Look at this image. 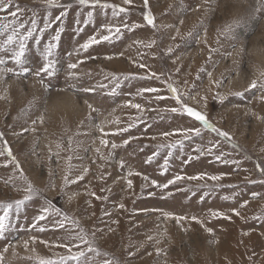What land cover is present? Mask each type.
I'll use <instances>...</instances> for the list:
<instances>
[{
  "label": "rangeland",
  "instance_id": "1",
  "mask_svg": "<svg viewBox=\"0 0 264 264\" xmlns=\"http://www.w3.org/2000/svg\"><path fill=\"white\" fill-rule=\"evenodd\" d=\"M106 2L127 12L113 15L110 8L76 0H60L63 8L13 0L25 30L33 19L37 29L50 27L27 41L23 60L32 73L0 77V201L22 199L29 182L36 191L18 212L13 209L0 236V264L57 259L67 254L57 245L81 230L100 250L98 258L86 252L95 264L104 259L111 264H264V173L256 167L264 166V91L248 87L253 79H264V0H148L147 7L144 0ZM61 11L65 15L56 20ZM149 11L155 28L144 19ZM134 24L139 27L133 29ZM107 25L119 26V36L87 51L80 47L92 36L108 35ZM49 43L55 45L49 58L55 74L37 77L33 73L44 63ZM5 59V66L13 67ZM169 84L183 104L205 113L230 138L183 112ZM197 127L199 135L182 131ZM176 141L181 143L167 147ZM202 174L204 179H188ZM80 175L84 178L77 180ZM176 175L185 179L158 186ZM214 175L222 179L211 180ZM49 202L70 217L63 228V217L51 211L46 220H35ZM213 211L231 219L213 217ZM78 250L86 246L73 248Z\"/></svg>",
  "mask_w": 264,
  "mask_h": 264
},
{
  "label": "snow or ice",
  "instance_id": "2",
  "mask_svg": "<svg viewBox=\"0 0 264 264\" xmlns=\"http://www.w3.org/2000/svg\"><path fill=\"white\" fill-rule=\"evenodd\" d=\"M132 0H124L125 4H131ZM42 3L47 7V8H63L65 5L60 3V0H42ZM76 3L81 5V6H91L93 8L99 6L104 9H112L113 10V15H119L121 12H127V8L121 7L117 4L114 3H108L102 2V0H76ZM144 5L145 7L148 6V0H144ZM71 4L66 5V7H71ZM13 8L15 10H13ZM0 12H5L7 13L6 16L0 17V36H6L5 39L0 41V53H4L7 57L8 60L13 62V67H6L7 60L5 59V55H0V77L5 76L6 74H13L15 76H22L24 74H29L32 73V70L28 68L27 66H24V56L26 52V45L27 41L30 38H33V33L36 31H39L41 34L44 33L45 29L50 27V23H45L43 28L37 29L36 26V20H31V26L28 27L25 30V23L21 22L18 19V16L21 14L22 10L20 9L19 5H14L13 0H0ZM65 15L64 11H61L58 16L55 17L56 20H60L61 17ZM92 13L89 12V16H91ZM144 19L147 21V24L152 26L153 28L156 27L155 23V17L152 15V13L149 11L144 15ZM182 23V21H181ZM123 27L127 28L128 25L124 24ZM139 27V25H132V28ZM108 35H102L99 38L96 36L90 37L85 43H83L80 47L87 51L91 46L99 44L101 41H108L113 38V36H119L121 32V28L119 26H113V25H107L106 26ZM23 30V31H22ZM177 35H179V29H177ZM37 43H39V37L35 38ZM55 40H59V32H57L56 36L54 37ZM175 39V37H173ZM155 44V41L150 42L147 47H152V45ZM15 45V47H13ZM55 47L54 44L49 43L46 48H45V55H44V63L42 64L41 67H39L33 74L37 77L41 76V73H44L48 76H52L55 74V61L49 59L52 56V49ZM168 51L171 52L172 48H168ZM10 54V55H9ZM111 59V57H108ZM16 66H20L19 71H16ZM140 68H147V65L140 63L138 65ZM76 64H70L69 68H76ZM71 75V74H70ZM211 75V74H209ZM151 77L159 78L157 73L152 72ZM262 77H264V73H262ZM112 78L116 79L115 75L112 74ZM143 78V77H142ZM119 85H117L118 87ZM101 87H104V85H101ZM169 89L171 93L174 94V99L176 100L177 103L181 104V108L183 112H185L189 117H193L196 121L200 122L204 128L211 129L214 132H218L220 136L225 137V138H230L229 133L227 131L220 130L216 128L210 121L208 120L207 116L205 113L188 106L187 104H183L182 102V96L181 94L178 93V90L176 87L173 85L169 84ZM249 88L251 89H259L261 91H264V79L261 80H256L253 79L251 83L248 85ZM85 91H94V89H85ZM113 92H115V89H113ZM142 92H158V89L156 88H144L142 89ZM238 95L240 93H237ZM157 99H164L162 96H157ZM206 100L207 98L204 97ZM223 99V97H221ZM261 99H264V96L261 97ZM129 106L138 110H142V106L140 104H132L131 101L128 102ZM91 107V105H89ZM172 112H177L180 111L181 109L178 108H171L170 109ZM41 122H43V118L41 117ZM35 124L36 122L33 121ZM133 125H129L128 127H132ZM27 131V129L25 130ZM103 131V129H101ZM120 131H127V129H121ZM180 131V130H178ZM185 133H192L195 135H199L201 132L200 128H188L182 130ZM165 137L169 136L170 133H163ZM3 138V133L0 132V139ZM187 138V137H185ZM104 144H107V141H103ZM128 141L125 140L124 144H127ZM181 141H176L174 144L167 145V147L174 148L178 144H180ZM5 148L8 151V155L11 156L12 152L11 149L7 145V141H4ZM113 148L117 147L115 143L112 145ZM159 147H163V145H160ZM99 151V150H97ZM3 153L0 152V155ZM158 153H153V156L157 155ZM220 157L218 156L217 159ZM152 159V157H149V161ZM13 160H15V157H13ZM167 164V160H165V165ZM18 166V164H17ZM120 166H124V161H120ZM256 167L259 169L261 173H264V166H261L259 163L256 165ZM88 169H84V172L86 173ZM136 175H140V173H135ZM129 176H132L133 173L129 172ZM84 178L83 175L77 176V180H82ZM147 179V177H144ZM211 180H220L222 179V176H211L209 177ZM182 179H185V177L181 175H176L173 179H170L167 181V183L158 185V182L156 180H152L151 183L153 185H158L161 188H167L171 184H175L177 181H180ZM188 179H204V175L200 176H193V177H188ZM66 182H72L69 181L68 177H65ZM132 180L129 179L127 180V185L129 188L132 187ZM25 192V195H23L22 199H16L12 202L5 203L3 201H0V236H3L4 233L7 231V229L10 226V217L12 215L13 209H15L17 212L20 210L21 206L25 204L26 201H29L33 198L34 195H36V191L33 187V185L29 182L27 183V186L23 189ZM93 196H95V193H92ZM100 199L101 197H97ZM227 199V197H225ZM248 201H244V203L241 205L246 206ZM121 208L124 207L123 204L120 205ZM53 212L57 215L62 216V220L59 221V227L63 228L65 226V223L70 221V217L62 212V210L59 207H55L51 205V202H49V207H45L42 211V214L38 215L35 217V220L37 221H44L47 219L49 213ZM236 216H240V212L233 208L231 210ZM165 217H173L172 213L165 212L163 213ZM213 217H225L227 219H231L230 216H227L224 212L221 211H213L211 213ZM179 220L183 219H188L187 217H174ZM191 220L197 221L198 223L203 224V221L198 220L196 216H192ZM73 224H76L78 227L77 222L71 221ZM207 232L212 233L213 229L212 228H207ZM83 230H81L80 234L76 235H69L68 237V242L62 243L57 245L58 247H62L66 250L65 255H60L57 259H40L38 264H95L94 261H89L86 257V252L87 253H92L94 254L95 257H99L101 255L100 250L98 248H94L92 246V242L86 239V235L82 234ZM151 239V237H149ZM33 242L35 241V237L32 238ZM78 241V243H77ZM28 241H24L25 247L28 245ZM86 246V251L85 250H78V251H73V248L80 249L81 246ZM160 250L157 249V252ZM105 256L107 255L106 253L104 254ZM100 264H111V261L108 259H104L103 261L100 262Z\"/></svg>",
  "mask_w": 264,
  "mask_h": 264
},
{
  "label": "bare ground",
  "instance_id": "3",
  "mask_svg": "<svg viewBox=\"0 0 264 264\" xmlns=\"http://www.w3.org/2000/svg\"><path fill=\"white\" fill-rule=\"evenodd\" d=\"M90 88V87H89ZM67 97V96H66ZM55 98V97H54ZM61 104V103H60Z\"/></svg>",
  "mask_w": 264,
  "mask_h": 264
}]
</instances>
